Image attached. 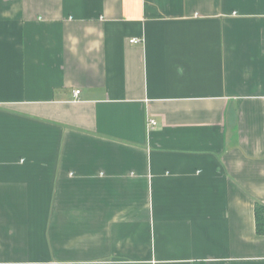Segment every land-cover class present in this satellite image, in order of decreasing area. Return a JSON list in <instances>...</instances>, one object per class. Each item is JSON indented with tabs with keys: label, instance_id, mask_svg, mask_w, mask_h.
Here are the masks:
<instances>
[{
	"label": "crops",
	"instance_id": "obj_1",
	"mask_svg": "<svg viewBox=\"0 0 264 264\" xmlns=\"http://www.w3.org/2000/svg\"><path fill=\"white\" fill-rule=\"evenodd\" d=\"M256 202L264 0H0V264H264Z\"/></svg>",
	"mask_w": 264,
	"mask_h": 264
},
{
	"label": "trees",
	"instance_id": "obj_2",
	"mask_svg": "<svg viewBox=\"0 0 264 264\" xmlns=\"http://www.w3.org/2000/svg\"><path fill=\"white\" fill-rule=\"evenodd\" d=\"M254 219L256 233L264 236V205L259 202L254 205Z\"/></svg>",
	"mask_w": 264,
	"mask_h": 264
},
{
	"label": "built area",
	"instance_id": "obj_3",
	"mask_svg": "<svg viewBox=\"0 0 264 264\" xmlns=\"http://www.w3.org/2000/svg\"><path fill=\"white\" fill-rule=\"evenodd\" d=\"M131 44H139L140 43V40H138V39H131L130 41H129ZM79 94V91H75L74 92V95L75 96H77ZM149 125L151 126V127H154L155 125H156V122L154 121V120H150L149 121Z\"/></svg>",
	"mask_w": 264,
	"mask_h": 264
}]
</instances>
